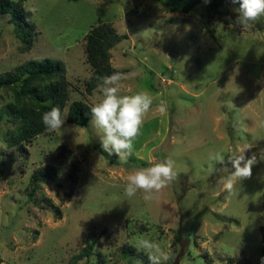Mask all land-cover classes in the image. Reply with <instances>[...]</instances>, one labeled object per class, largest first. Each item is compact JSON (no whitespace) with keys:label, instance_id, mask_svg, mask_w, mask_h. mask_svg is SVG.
I'll list each match as a JSON object with an SVG mask.
<instances>
[{"label":"rangeland","instance_id":"obj_1","mask_svg":"<svg viewBox=\"0 0 264 264\" xmlns=\"http://www.w3.org/2000/svg\"><path fill=\"white\" fill-rule=\"evenodd\" d=\"M169 2L24 0L34 26L26 52L11 16H0V76L49 59L64 66L70 85L65 124L25 145L28 158L8 143L14 126L4 109L15 96L0 90V264H149L135 248L141 236L169 252L166 264H261L264 161L231 195L218 180L232 171L229 156L264 148V28L241 34L223 16L208 30L206 2L189 14L170 13ZM105 23L127 37L111 51L114 70L132 74L122 94L146 90L154 105L167 104L166 114L145 119L126 161L102 148L91 121L86 127L67 121L73 102L91 107L99 98L97 87L87 90L85 38ZM216 152L226 165L209 160ZM169 158L177 180L157 201L145 202L142 191L124 195L129 173ZM44 166L57 175L31 199L30 178ZM72 170L76 176L69 177ZM124 246L131 250L122 252Z\"/></svg>","mask_w":264,"mask_h":264},{"label":"trees","instance_id":"obj_2","mask_svg":"<svg viewBox=\"0 0 264 264\" xmlns=\"http://www.w3.org/2000/svg\"><path fill=\"white\" fill-rule=\"evenodd\" d=\"M205 0H170L167 11L170 13L189 14ZM24 0L14 2L12 0H0V16L10 15L15 24V34L21 43L22 52L30 51L33 45L34 26L32 12L24 8ZM231 0H211L207 3L209 19L206 27L209 30L213 22L221 20L223 16L229 17ZM264 28V16L256 22L254 27ZM125 35H120L112 24H101L93 28L86 35L85 54L87 63L92 69L91 80L88 83L89 93L97 87L100 78L116 72L111 64V51L119 43L126 40ZM70 85L65 77V68L61 63L49 59L43 61H28L12 72L0 76V90L9 89L14 93V101L6 106L4 113L11 119L14 129L8 135V143L11 147H18L26 158L29 151L25 145L33 142L38 136L47 133L42 115L52 107H59L62 112L68 106ZM87 114V115H86ZM68 123L79 127L88 126L91 121L90 106L84 102H73L68 110ZM0 160V173L1 166ZM77 167L75 166L74 169ZM73 171V170H72ZM57 170L52 166H44L35 170L30 178L31 199H36V191L41 182L54 181ZM76 176L73 171L69 177ZM73 179V178H72ZM76 178L73 179V181ZM70 196L72 193L69 194ZM261 251L264 255V226L260 229ZM96 242L88 244L85 252L87 258L94 256ZM124 246L122 252L127 253ZM1 263V262H0ZM103 260L101 264H104Z\"/></svg>","mask_w":264,"mask_h":264},{"label":"clouds","instance_id":"obj_3","mask_svg":"<svg viewBox=\"0 0 264 264\" xmlns=\"http://www.w3.org/2000/svg\"><path fill=\"white\" fill-rule=\"evenodd\" d=\"M205 2L210 3L211 0ZM231 3L238 7L232 8L235 19H227L230 24L234 22L240 27L241 34L252 30L264 16V0H231ZM131 75L117 71L101 77L97 85L99 98L90 107L91 125L100 136L102 148L110 155H117L120 161H126L133 154L134 141L141 134L148 115L167 113V104L161 101L154 105L152 96L146 90L122 94V81ZM259 95H264V90ZM66 111L62 112L57 106L42 115L48 132H56L62 128L66 121ZM208 158L216 165H226L225 157L220 152L210 153ZM260 161H264V148L259 150V154L253 153L251 156L244 153L229 156L227 163L231 164L232 171L227 176H220L218 180L222 191L231 195L237 182L252 178L253 167ZM149 164L150 166L138 168L126 176V197L132 198L138 191H142L145 202H154L165 188L177 180L172 159ZM209 167L211 170V165ZM222 169L216 168L215 171L220 172ZM135 248L147 256L149 264H166L171 259L169 252L159 242L145 236L137 238ZM137 264H143V261H138ZM261 264H264V257L261 258Z\"/></svg>","mask_w":264,"mask_h":264}]
</instances>
